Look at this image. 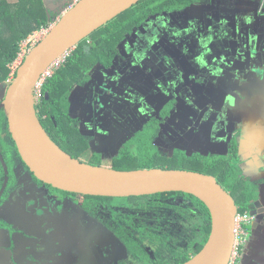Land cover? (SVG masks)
Listing matches in <instances>:
<instances>
[{
    "label": "flooded vegetation",
    "instance_id": "af4514ba",
    "mask_svg": "<svg viewBox=\"0 0 264 264\" xmlns=\"http://www.w3.org/2000/svg\"><path fill=\"white\" fill-rule=\"evenodd\" d=\"M77 1L42 3L48 18L55 14L57 20ZM236 5L233 0H199L186 8H155L140 22H131L107 61L82 71L83 80L71 85L66 117L87 148L99 134L104 141L99 155L111 161L123 151L135 152L134 145L118 151L135 138L144 140L152 157L163 163L188 159L198 168L224 156L236 167L238 178L255 189L249 190V228L235 264H264V177L260 176L264 175V51L251 52L254 47L224 21L241 13ZM194 6L201 7L198 14H191ZM171 16L176 18L173 22ZM238 23L244 24L240 18ZM87 43L97 41L90 35ZM251 67L256 71L250 72ZM15 73L1 87L6 88ZM240 103L242 111L231 114ZM93 197L54 189L36 179L19 156L0 110V264L60 263L62 254L77 251L70 230L84 231L81 220H93L101 232L116 239L115 246L107 245L115 264L161 263L162 256L137 244L136 234H123L121 228L134 232L139 224L153 232L159 227L158 235L166 233L176 240L177 225L156 222L151 210L106 205ZM123 218L130 225L121 223Z\"/></svg>",
    "mask_w": 264,
    "mask_h": 264
},
{
    "label": "water",
    "instance_id": "95a60500",
    "mask_svg": "<svg viewBox=\"0 0 264 264\" xmlns=\"http://www.w3.org/2000/svg\"><path fill=\"white\" fill-rule=\"evenodd\" d=\"M140 1L78 0L26 54L0 97V110L19 156L36 179L54 189L94 197L191 195L207 208L210 232L199 252L183 264H230L236 246L238 207L213 176L183 169L116 170L83 163L56 145L36 116L34 88L41 74Z\"/></svg>",
    "mask_w": 264,
    "mask_h": 264
},
{
    "label": "trees",
    "instance_id": "16d2710c",
    "mask_svg": "<svg viewBox=\"0 0 264 264\" xmlns=\"http://www.w3.org/2000/svg\"><path fill=\"white\" fill-rule=\"evenodd\" d=\"M198 1L141 0L133 6L134 9L138 8L141 12H134L131 8L129 12L125 11L92 33L91 37L97 38L96 45L88 44V38L80 42L66 57L59 70L43 84L42 99L35 105L36 114L38 115L39 112V121L41 120V125L52 141L64 151H66L65 148L70 150L72 145L84 149L87 147L77 131L70 126L66 117V97L71 85L83 80L80 79L82 71L89 69L97 62L107 61L109 53L123 29H126L133 21L140 22L148 15L149 11L155 10V8H186ZM55 16L53 14L51 18H48L42 0H0V83L10 78L9 67L18 57L20 44L31 33L48 28L50 22H55L57 18ZM99 34L104 36L100 40L97 37ZM42 115L45 116L46 124L44 121L42 122ZM145 148L147 147L138 152L135 150L137 154L133 151H130L129 154L123 151L113 160L112 168L116 170L164 169L161 165L163 159L152 157L153 153L151 154L150 150ZM175 163L176 161H172L170 164ZM209 163L204 167L191 168L190 170L213 176L216 181H219V185L234 198L235 204L238 206V213L247 215V209H249L252 200L251 193L245 187L247 184L238 178L234 164H231L224 156L213 158ZM167 169L169 168L167 167ZM229 180L231 181L228 184ZM93 198L106 205L115 204L121 207L133 205V209L139 212L151 210L157 215L153 216L156 222L160 223L162 220L166 223V227L168 224L177 225L179 231L175 233L176 240L166 233L158 235L159 227H155L153 232L150 229L144 230V227L139 224L135 225L134 232L125 229V227L121 228L123 234L130 233L132 236L136 234L137 244L142 243L141 245H144L146 249H153L162 256L160 264H183L199 252L210 232V216L207 208L197 198L188 194L171 192L142 197ZM121 221V223L130 225L124 218ZM248 228L249 224L247 223L243 226L244 232ZM243 238L244 236L241 237V239ZM240 248L241 245L237 249V256Z\"/></svg>",
    "mask_w": 264,
    "mask_h": 264
},
{
    "label": "rangeland",
    "instance_id": "374dc122",
    "mask_svg": "<svg viewBox=\"0 0 264 264\" xmlns=\"http://www.w3.org/2000/svg\"><path fill=\"white\" fill-rule=\"evenodd\" d=\"M233 1H234V3L236 2L237 10L240 9L241 13H239L237 15V14H233L230 11L233 15L229 19H225L224 21L227 20L228 22H230V24L233 26V30L236 31L237 35L239 34V36H241V39L243 38L244 40H246L248 42L249 46L251 45L254 47L251 50V52L254 51L255 54L256 53L261 54L264 51V7H262L264 0H233ZM252 4H254V6H250ZM257 4H258V6H257ZM204 6H206V5H204ZM233 8H234V6H233ZM67 9L68 8H65L63 10V12H65ZM200 9H201V7H198V6H194V8L192 7L191 14H198ZM199 18L201 20L204 19V17L202 15ZM239 18L242 19V21L244 22L243 25L238 23ZM175 19L176 18H173L171 16L169 18V21L171 20L173 22ZM177 20H180V18ZM55 22H56V20H55ZM55 22H51L49 24L48 28H46V29L43 28L40 31L31 33L26 38V40H24L20 44V52L18 54V57L14 61V63H12L9 67L11 77H12L13 73H15L16 69L18 68V66L21 62L20 61L21 56L24 53L27 54L29 52L28 49L30 48V46H27V48H24L25 47L24 43H26L28 41L30 42L29 45H31L35 41H36V43H38L40 40H42L44 35L52 27V25H54ZM207 24L211 28V25L208 22H207ZM97 37H98V40H100L104 36L102 34H99ZM96 39L97 38H94V41ZM22 48H23V52H21ZM74 49L67 52L66 57L69 56ZM246 69L248 71V68H246ZM249 70H250V72L256 71V69L252 68V67ZM4 89L5 88L0 87V93H3ZM73 93L75 95L77 94L75 92V88H74ZM1 95L2 94H0V97H1ZM239 106L240 107H238V108L233 106L232 108L234 110L232 111L231 114H233V113L235 114L236 111L241 112L242 111L241 110V103L239 104ZM226 113H228V112H226ZM99 138L100 137L98 134L94 137V139H95L94 141L91 139L92 141L89 143L90 148L86 147L84 149V148H79V147L72 145L70 147L71 148L70 150H67L66 148H65V150L68 151L67 154H70V156L72 155L75 159H77L83 163L90 164V165L94 164L95 166H100V167H105V168H112L113 160L111 161L110 157H108L106 155L102 156V157L99 155V149H98L99 144L104 142L103 140H100ZM135 139H133L131 141L128 140L126 143L124 142L126 144V145H124L125 147L121 146L118 149V151H120L122 149L131 150L130 149L131 145H134V148H135L134 150H136L137 152L139 150H144V147H147L145 149H148V144H145L144 140L142 142H140V141H138L139 139L138 140L136 139L137 141H135ZM140 139H143V138H140ZM175 149L178 151H184V152L187 151L186 148H182V147H175L174 150ZM136 151L134 152L135 154H137ZM126 152H127V154L131 153L128 150H126ZM178 154H180V153H178ZM255 158H257V157L255 156ZM168 162L161 163V165H163L164 168L168 167L169 169H180V168H186V167L197 169V166L195 164H193L192 162H190L188 159H185L182 162L178 159L176 164H174V165L169 164ZM217 175H219V174H217ZM244 175H247L248 177H250V176L252 177L253 173L252 172H246V174H244ZM260 176L264 177L263 174H260ZM230 181L231 180L228 181V184L230 183ZM245 187L247 190H250V191L255 190V189H252L253 186L248 187V185H245ZM62 217L67 218L68 215L66 213H64L62 215ZM93 223H94L93 220H85V221L81 220L80 225L84 228V231L81 232L80 230H70V231H72V242H76L77 251L62 254V257L59 258L60 263H58V264H70V262H71V264L72 263L79 264L80 263L79 261H84V260H85L86 264H92V261L97 260V259L102 260V263H94V264H110V263L115 264L116 263V261L114 262V260H112L111 252L107 248L108 244L115 246L116 239H113L112 236L109 235L106 231L101 232L96 227V225ZM68 227H70V225H68ZM79 253L82 254V256L78 260L76 258V255ZM108 257H110V259H107ZM234 257L235 256H232V264H235V258Z\"/></svg>",
    "mask_w": 264,
    "mask_h": 264
},
{
    "label": "built area",
    "instance_id": "2783aa9c",
    "mask_svg": "<svg viewBox=\"0 0 264 264\" xmlns=\"http://www.w3.org/2000/svg\"><path fill=\"white\" fill-rule=\"evenodd\" d=\"M25 44V47L24 48H27V46H30V48L28 49V51L33 47L35 46L37 43L36 41L34 43H32L31 45L30 42H26L24 43ZM23 52V48H22V51ZM66 55L67 53H65L64 55H62L61 57H59L56 61H54L42 74L41 76L39 77L36 85H35V88H34V99H35V102L38 103L41 99H42V86L43 84L46 82L47 79H50L54 73L56 71L59 70L60 66L63 64V62L65 61L66 59ZM26 56V53H24L22 56H21V59L20 61H22V59ZM63 61V62H62ZM62 62V63H61ZM11 78V76H10ZM249 222V218L246 214H237L236 216V246H235V251L233 252V255L232 256H235L234 258H236L237 256V249L238 247L241 245L242 243V239L241 237L244 236V229H243V226L245 224H247ZM232 264V257H231V263Z\"/></svg>",
    "mask_w": 264,
    "mask_h": 264
}]
</instances>
